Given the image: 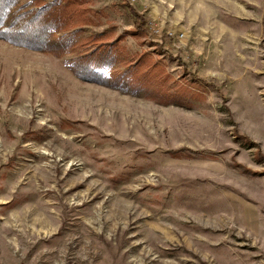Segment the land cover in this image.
I'll list each match as a JSON object with an SVG mask.
<instances>
[{
  "label": "rangeland",
  "instance_id": "1",
  "mask_svg": "<svg viewBox=\"0 0 264 264\" xmlns=\"http://www.w3.org/2000/svg\"><path fill=\"white\" fill-rule=\"evenodd\" d=\"M83 1L0 33V264H264V0Z\"/></svg>",
  "mask_w": 264,
  "mask_h": 264
},
{
  "label": "trees",
  "instance_id": "2",
  "mask_svg": "<svg viewBox=\"0 0 264 264\" xmlns=\"http://www.w3.org/2000/svg\"><path fill=\"white\" fill-rule=\"evenodd\" d=\"M83 4V0H59L53 2L30 0L28 5L30 9L26 10L28 6L23 5L21 0H0V33L12 31L16 36L15 29L18 32L20 30V34L32 33L35 39L32 38L30 40L28 38V41L33 42L35 48L47 50L50 53H69L72 49V44H74V39L65 37L64 34L71 29L95 24L93 19L89 17V14L93 13L92 10L84 8ZM128 6L131 14L135 18H140L139 14L130 5ZM128 6L126 5V7ZM144 35L145 31H143L141 25L135 22L132 29L125 31L113 43L102 44L103 49L100 50L99 58H103L105 61L102 59V64L98 66L106 69L111 65V62L116 60L114 43L119 42L125 36L138 39ZM22 38L25 39V36ZM28 41L24 43L25 46L28 44ZM91 68L89 65L85 66L83 73L91 74ZM84 76L86 77V75ZM102 78L105 77L101 75ZM105 82L111 86V82L108 80ZM184 152V150H178L174 152V155L190 157L193 154L190 151ZM257 156L261 155L257 154Z\"/></svg>",
  "mask_w": 264,
  "mask_h": 264
},
{
  "label": "built area",
  "instance_id": "3",
  "mask_svg": "<svg viewBox=\"0 0 264 264\" xmlns=\"http://www.w3.org/2000/svg\"><path fill=\"white\" fill-rule=\"evenodd\" d=\"M145 27L147 29V32H148V37L149 38H153L155 41L154 42H158V43H161V33H160V29L158 28V26L150 21V20H147L145 21ZM171 36V35H169Z\"/></svg>",
  "mask_w": 264,
  "mask_h": 264
},
{
  "label": "crops",
  "instance_id": "4",
  "mask_svg": "<svg viewBox=\"0 0 264 264\" xmlns=\"http://www.w3.org/2000/svg\"><path fill=\"white\" fill-rule=\"evenodd\" d=\"M139 14V13H138ZM133 26H134V23H133ZM133 26H132V28H133ZM132 28H130V29H132ZM130 29H128V30H130ZM128 30H126V31H128ZM125 32V31H124ZM123 32V33H124ZM123 33L121 34V35H119V36H122L123 35ZM119 36H117V37H119ZM116 40V39H115Z\"/></svg>",
  "mask_w": 264,
  "mask_h": 264
},
{
  "label": "bare ground",
  "instance_id": "5",
  "mask_svg": "<svg viewBox=\"0 0 264 264\" xmlns=\"http://www.w3.org/2000/svg\"><path fill=\"white\" fill-rule=\"evenodd\" d=\"M179 6V5H178Z\"/></svg>",
  "mask_w": 264,
  "mask_h": 264
}]
</instances>
